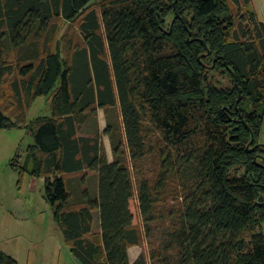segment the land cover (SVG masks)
Here are the masks:
<instances>
[{
  "label": "trees",
  "instance_id": "1",
  "mask_svg": "<svg viewBox=\"0 0 264 264\" xmlns=\"http://www.w3.org/2000/svg\"><path fill=\"white\" fill-rule=\"evenodd\" d=\"M93 1L0 0V81L22 77L19 107L50 96L51 114L25 126L31 174L44 179L73 259L264 264V20L252 0H104L102 22ZM76 19L81 40L66 57L51 43L58 20ZM117 106L120 121L101 131L98 110ZM25 121L0 104V129ZM155 222L160 242L132 262L129 248L152 238ZM0 264L18 261L0 250Z\"/></svg>",
  "mask_w": 264,
  "mask_h": 264
},
{
  "label": "rangeland",
  "instance_id": "2",
  "mask_svg": "<svg viewBox=\"0 0 264 264\" xmlns=\"http://www.w3.org/2000/svg\"><path fill=\"white\" fill-rule=\"evenodd\" d=\"M102 1L104 0H94L90 5V8L99 12L101 22L99 4ZM231 5L237 8L232 1ZM79 22L80 19L58 20L57 40L51 43V47L55 49L58 44L60 46L58 48H61L63 55L67 57L69 40H73L74 45L81 40ZM9 53V61L13 63L15 54ZM106 58L110 61L108 54ZM15 80H22L17 71L0 81V104L7 114L23 116L24 113L26 117L21 127L0 129V250L14 257L18 264H79L73 259L62 230L56 222L53 208L45 198L44 179L31 174L33 161L29 158V149L31 144H34V137L25 126L34 124L37 115L51 114L50 96L37 97L30 105L24 99V105L19 107L13 91ZM99 111L100 128H106L108 122L117 123L121 119L118 106L110 109L109 113L103 109ZM95 123L94 118L88 117L82 126V132L86 135L93 134L98 128ZM103 137L108 144L109 157L113 159L110 139L107 135ZM260 139L264 144V121ZM15 158L19 162L18 168L12 164ZM20 168H25L23 175L20 174ZM235 172L242 174L243 169H235ZM88 183L90 187H94L92 180ZM177 203L176 200L169 202L171 206ZM131 209L135 215V223L143 228L137 194L132 199ZM94 213V230L99 231V212L94 210ZM153 227L154 236L144 238L143 244L137 247V250L146 253L147 256L153 248L152 241L156 240V244L160 242L161 222H155ZM132 253L135 254L134 251Z\"/></svg>",
  "mask_w": 264,
  "mask_h": 264
},
{
  "label": "crops",
  "instance_id": "3",
  "mask_svg": "<svg viewBox=\"0 0 264 264\" xmlns=\"http://www.w3.org/2000/svg\"><path fill=\"white\" fill-rule=\"evenodd\" d=\"M251 5L256 10L258 16L262 20H264V0H252ZM99 110H98V119H99V116H100V114H99L100 111ZM39 116H48V115H37V117H39ZM100 129H102V131H104L105 128L102 127ZM103 140H104V137H103ZM110 142H111V140H110ZM104 144H105V147H106V150H107V154H108V157H109L108 144H107V142L105 143V141H104ZM109 159H110V157H109ZM110 160H113V159H110ZM68 176H70L69 179L72 180V182H73L72 185L73 186L77 182H80L81 173L70 174ZM137 247H138V245H135V246H132V247L129 248V255H130V259H131L132 262H134L139 257V255L141 254V251L137 250ZM133 251L135 252V254L132 253Z\"/></svg>",
  "mask_w": 264,
  "mask_h": 264
},
{
  "label": "water",
  "instance_id": "4",
  "mask_svg": "<svg viewBox=\"0 0 264 264\" xmlns=\"http://www.w3.org/2000/svg\"><path fill=\"white\" fill-rule=\"evenodd\" d=\"M262 145H264L263 143H261Z\"/></svg>",
  "mask_w": 264,
  "mask_h": 264
}]
</instances>
